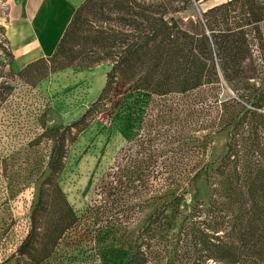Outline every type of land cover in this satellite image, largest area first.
<instances>
[{
    "label": "rangeland",
    "instance_id": "374dc122",
    "mask_svg": "<svg viewBox=\"0 0 264 264\" xmlns=\"http://www.w3.org/2000/svg\"><path fill=\"white\" fill-rule=\"evenodd\" d=\"M135 1L173 9L183 5L170 0ZM192 1L193 7L171 15L196 18L230 0ZM77 49H82L83 65L56 71L34 84L10 72L8 59L4 62L3 76L12 94L0 108V264H34L19 250L31 232L32 212L50 175L55 134L80 120L108 88L116 58L87 66L90 49ZM5 51L6 41L0 35V58ZM96 55L104 58L101 53ZM133 66L137 68L135 76L114 81L100 107L88 118L87 127L72 130L65 168L57 182L78 220L41 264H125L138 247L147 253V264H186L200 255L194 249L196 231L201 221L212 216L211 188L205 176L196 181V195L181 198L177 202L180 207L162 227L159 221L154 222L158 206L150 198L153 191L149 194L144 188L138 172V163L146 156L140 147H148L147 153L154 149L162 153L176 135L196 139L195 165L214 169L230 152L231 128H224L230 118L208 109L213 108L207 102L208 88L167 96L134 89L143 74L140 69L145 67L139 59ZM222 88L219 99L231 94ZM254 138L249 141L252 149H238V185L246 176L242 166L248 151L254 154L252 162L258 158ZM235 149L236 143L232 152Z\"/></svg>",
    "mask_w": 264,
    "mask_h": 264
},
{
    "label": "trees",
    "instance_id": "16d2710c",
    "mask_svg": "<svg viewBox=\"0 0 264 264\" xmlns=\"http://www.w3.org/2000/svg\"><path fill=\"white\" fill-rule=\"evenodd\" d=\"M170 1L183 5L173 9L135 0H86L76 10L53 56L33 62L18 74L34 84L56 71L83 65L80 46L91 51L87 66L116 58L108 88L98 101L80 120L55 134L50 175L32 212L31 232L19 250L32 263L48 259L78 220L57 182L65 168L72 130L87 127L88 118L100 107L114 81L135 76L133 61L139 59L145 68L140 69L143 74L134 89L167 96L208 88L207 102L213 104L208 109L217 114L222 111V117L230 118L224 128H231L230 152L214 169L195 165L196 139L176 135L174 144L162 153L156 149L147 153L148 147H140L146 156L139 161L138 172L158 206L154 222L159 221L162 227L169 223V215L180 207L178 201L185 195L195 196L196 181L205 176L211 188L212 216L199 223L194 249L200 255L186 264H264V0H230L186 20L171 14L188 10L194 2ZM4 66L0 60V108L12 94L3 76ZM223 86L231 94L226 92L227 97L219 99ZM253 136L258 158L252 162L254 154L248 151L242 166L246 176L238 185V149H252L249 141ZM147 263V253L138 247L125 264Z\"/></svg>",
    "mask_w": 264,
    "mask_h": 264
},
{
    "label": "crops",
    "instance_id": "0c3cea01",
    "mask_svg": "<svg viewBox=\"0 0 264 264\" xmlns=\"http://www.w3.org/2000/svg\"><path fill=\"white\" fill-rule=\"evenodd\" d=\"M86 0H0V35L6 41L1 61L18 75L28 65L55 53L76 10Z\"/></svg>",
    "mask_w": 264,
    "mask_h": 264
}]
</instances>
